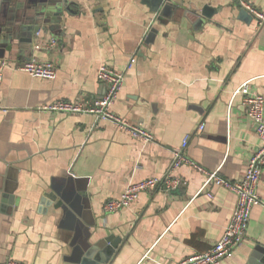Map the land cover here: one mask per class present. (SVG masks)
Masks as SVG:
<instances>
[{
	"label": "crops",
	"instance_id": "obj_1",
	"mask_svg": "<svg viewBox=\"0 0 264 264\" xmlns=\"http://www.w3.org/2000/svg\"><path fill=\"white\" fill-rule=\"evenodd\" d=\"M264 11V0H247ZM57 33L40 31L24 50L2 52L0 88V262L90 264L83 252L120 237L107 264H172L220 238L235 194L182 165L174 190L141 192L105 213L130 183L162 176L188 137L186 156L230 181L243 176L261 140L234 94L243 83L264 97V27L241 18L235 0H67ZM207 11V16L200 13ZM199 16V18H198ZM56 40V46L34 49ZM111 110L153 135L143 143L89 114L39 107L104 92L101 63L126 68ZM36 58L56 65L52 78L14 67ZM204 128L199 130L200 123ZM67 203H41L51 189ZM211 193V197L207 196ZM246 236L220 264H247L264 252V168Z\"/></svg>",
	"mask_w": 264,
	"mask_h": 264
},
{
	"label": "built area",
	"instance_id": "obj_2",
	"mask_svg": "<svg viewBox=\"0 0 264 264\" xmlns=\"http://www.w3.org/2000/svg\"><path fill=\"white\" fill-rule=\"evenodd\" d=\"M235 3L251 15L258 26L264 27V11L257 9L247 0H235ZM56 43L55 39H51L46 44H35L34 49H49L56 46ZM133 62L134 56L131 57L126 68L122 70H117L106 63H101L98 66L96 75L99 82L104 86L102 95L96 97H81L77 100L58 99L40 106L39 110L49 113L89 114L94 116L96 120L112 123L118 129L127 132L133 138L143 143L152 141L153 135L148 130L140 125L129 123L126 119L118 116L111 110V106L117 98L123 84L125 73ZM6 65V62H2L0 65V88L3 79V68ZM14 68L32 76L46 79L52 78L56 72V65L53 61H42L36 58L26 60ZM237 93L243 94L242 104L261 140L260 147L250 156L243 176L239 180H226L218 176L216 171L209 172L195 164L185 154L188 137H184L180 147L173 150L171 163L162 176L149 177L138 182L130 183L120 196L109 199L104 204L103 208L105 213H114L130 206L141 192L155 189H164L166 191L174 190L180 186L181 180L180 178H176L172 172L182 165L191 166L206 175L200 191L204 190L210 182H214L215 185L232 191L236 196V204L220 238L205 252L185 256L172 264H220L223 260L231 258L234 250L241 245L246 236L252 208L261 204V199L257 193V185L264 168V97L259 93L249 91L246 82L235 90L234 94L236 95ZM2 109L3 106L0 104V110ZM198 128L202 130L204 124L201 122ZM207 196L211 197L212 195L207 192ZM0 264L24 263L8 259L0 262Z\"/></svg>",
	"mask_w": 264,
	"mask_h": 264
},
{
	"label": "water",
	"instance_id": "obj_3",
	"mask_svg": "<svg viewBox=\"0 0 264 264\" xmlns=\"http://www.w3.org/2000/svg\"><path fill=\"white\" fill-rule=\"evenodd\" d=\"M152 11L158 13L165 7L166 0H149ZM67 0H0V57L2 52L12 51L14 47L24 50L32 43L33 37L40 31L57 33L63 13H69ZM207 16V11L200 13ZM241 18L252 17L244 9H239ZM199 18V16H198ZM68 199L51 189L41 200L42 206H62ZM120 237L112 238L102 246L92 245L83 252L84 260L90 264H107L120 243ZM247 264H264V252L258 253Z\"/></svg>",
	"mask_w": 264,
	"mask_h": 264
}]
</instances>
